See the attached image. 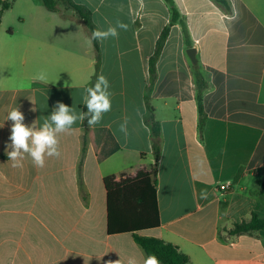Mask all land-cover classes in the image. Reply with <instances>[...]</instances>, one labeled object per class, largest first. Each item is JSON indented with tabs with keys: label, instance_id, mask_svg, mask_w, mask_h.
Returning a JSON list of instances; mask_svg holds the SVG:
<instances>
[{
	"label": "crops",
	"instance_id": "crops-1",
	"mask_svg": "<svg viewBox=\"0 0 264 264\" xmlns=\"http://www.w3.org/2000/svg\"><path fill=\"white\" fill-rule=\"evenodd\" d=\"M73 1L90 11L97 29L128 26L118 29V38L98 41V76L109 81L112 108L92 127L82 188L85 128L79 120L59 134V158L45 157L38 168L25 155L23 167H12L5 152L8 113L18 108L26 125L40 127L57 101L83 112L84 90L95 74L93 40L80 17L40 8L25 30L31 35L17 51L3 50L5 63L0 56V66L15 54L23 68L0 76V264H127L129 257L143 264L146 257L131 234H108L104 179L134 177L154 163L145 97L150 60L172 13L165 0ZM173 2L179 21L170 28L151 93L163 140L156 191L161 226L139 234L153 232L176 245L189 264H264V231L230 234L253 214L264 219V17L254 0ZM194 47L209 84L203 138L195 65L187 54ZM28 65H41L46 81L29 76ZM125 119L127 134L120 131ZM228 182L231 188L222 190Z\"/></svg>",
	"mask_w": 264,
	"mask_h": 264
},
{
	"label": "trees",
	"instance_id": "trees-1",
	"mask_svg": "<svg viewBox=\"0 0 264 264\" xmlns=\"http://www.w3.org/2000/svg\"><path fill=\"white\" fill-rule=\"evenodd\" d=\"M170 7L172 18L170 24L160 35L155 55L150 60V83L147 87L146 106L147 115L144 118L145 124L149 127L151 133V143L153 148L154 163L148 170L139 171L134 177L122 174L117 176H108L104 179V185L107 196V232L109 235L131 234L135 243L144 251L145 255L155 254L161 264H189L190 258L180 251V249L164 240L139 234L142 231L156 229L161 226L160 212L157 202V171L162 152L163 140L161 123L155 118V109L152 105L151 93L157 78L156 65L163 51L165 42L169 36L170 28L179 21V14L174 6L173 0H165ZM13 1L0 0V23L3 13L10 10ZM62 2L68 9L73 10L83 21L86 28L90 31L97 29L93 24L90 11L84 6L76 4L73 0H43L45 8L50 12H59L58 3ZM230 11V10H229ZM183 30L185 38L188 39V30L184 23ZM95 50L96 66L88 87L92 86L99 74L100 68V48L98 40H93ZM195 86L197 90L198 106V127L201 138H203L204 127L207 114L204 109V94L209 84L205 80L198 64L193 66ZM83 112H87L85 105L82 106ZM85 136L81 158L78 166L79 181L82 188V166L87 151L88 141L92 143V127L87 125V119L83 121ZM249 222L238 224L230 231L232 235L246 234L254 231H264V219L253 214Z\"/></svg>",
	"mask_w": 264,
	"mask_h": 264
},
{
	"label": "clouds",
	"instance_id": "clouds-1",
	"mask_svg": "<svg viewBox=\"0 0 264 264\" xmlns=\"http://www.w3.org/2000/svg\"><path fill=\"white\" fill-rule=\"evenodd\" d=\"M127 25L117 22L115 26H109L106 30L95 29L92 31L91 39L104 41L109 38H118V29L127 30ZM38 81H46L45 72H40L35 76ZM110 84L103 74L96 78L95 83L86 87L82 97L87 112H77L75 107H69L63 102L57 101L53 110L40 127L35 124L28 126L24 123L25 116L18 109L13 108L7 116V120L12 121L11 134L5 147L8 160L12 161V167H23L22 161L25 155L29 156L34 166L43 168L45 166V157L61 156L59 150L58 136L61 133L72 131V126L79 120L81 122L87 119V125L93 127L98 124L103 114L111 111L112 100L109 91ZM32 111H35L33 108ZM127 119L120 125V131L127 134ZM9 149H11L9 151ZM107 264H121V260L108 261ZM127 264H138L134 257H129ZM143 264H161V261L155 254H149L143 259Z\"/></svg>",
	"mask_w": 264,
	"mask_h": 264
},
{
	"label": "rangeland",
	"instance_id": "rangeland-1",
	"mask_svg": "<svg viewBox=\"0 0 264 264\" xmlns=\"http://www.w3.org/2000/svg\"><path fill=\"white\" fill-rule=\"evenodd\" d=\"M13 1V0H8ZM253 5L258 9L259 14L264 17V0H254ZM46 10L43 4V0H14L13 8L8 11L5 24L0 28V56L3 53V50L15 49L17 51L18 44H21L22 41L31 34L26 33V28L31 23V16L37 15L39 9ZM59 9L61 12H66L70 14H74L73 11H70L62 2H59ZM23 16L25 22L22 24L18 21V17ZM2 20V17H1ZM13 29L14 36H10L9 30ZM67 36H62V40ZM61 40V42H62ZM67 40H63V45L67 44ZM5 57L7 58L6 54ZM2 63H5V59L3 54L1 56ZM67 65L61 66V70H64ZM28 70L26 71L29 76H36L41 72V65L39 66H27ZM36 68H39L38 70ZM22 65L20 60H16L14 54V61L11 64H8L6 67L5 64L0 66V76L5 74H15L22 71ZM60 70V69H59ZM255 183H257V179H255ZM210 226V225H209ZM209 226H207L209 228ZM143 235L145 236H154L153 232H146Z\"/></svg>",
	"mask_w": 264,
	"mask_h": 264
},
{
	"label": "water",
	"instance_id": "water-1",
	"mask_svg": "<svg viewBox=\"0 0 264 264\" xmlns=\"http://www.w3.org/2000/svg\"><path fill=\"white\" fill-rule=\"evenodd\" d=\"M196 53L197 50L194 48H190L189 50H187V54L189 56V58L191 59L192 63L195 65L197 64V57H196Z\"/></svg>",
	"mask_w": 264,
	"mask_h": 264
},
{
	"label": "built area",
	"instance_id": "built-area-1",
	"mask_svg": "<svg viewBox=\"0 0 264 264\" xmlns=\"http://www.w3.org/2000/svg\"><path fill=\"white\" fill-rule=\"evenodd\" d=\"M221 188H222V190H225V191L229 190L231 188V183L228 182V183L224 184Z\"/></svg>",
	"mask_w": 264,
	"mask_h": 264
}]
</instances>
